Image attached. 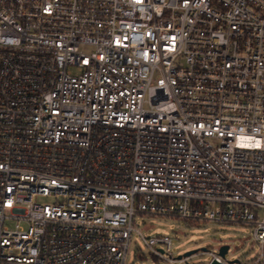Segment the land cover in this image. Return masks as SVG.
<instances>
[{"label":"built area","instance_id":"2783aa9c","mask_svg":"<svg viewBox=\"0 0 264 264\" xmlns=\"http://www.w3.org/2000/svg\"><path fill=\"white\" fill-rule=\"evenodd\" d=\"M146 213L264 264V0H0V264H126Z\"/></svg>","mask_w":264,"mask_h":264},{"label":"rangeland","instance_id":"374dc122","mask_svg":"<svg viewBox=\"0 0 264 264\" xmlns=\"http://www.w3.org/2000/svg\"><path fill=\"white\" fill-rule=\"evenodd\" d=\"M134 226L137 232L132 235L126 264H168L165 260L155 258L143 242V239L160 236L171 239V254L175 260L195 251L188 258V264H209V252L218 254L223 246L229 247L224 258L231 263L241 261L249 264L259 252V246L252 242V230L239 224H206L146 213L136 215Z\"/></svg>","mask_w":264,"mask_h":264},{"label":"water","instance_id":"95a60500","mask_svg":"<svg viewBox=\"0 0 264 264\" xmlns=\"http://www.w3.org/2000/svg\"><path fill=\"white\" fill-rule=\"evenodd\" d=\"M195 253H196L195 251H193L192 253H187L186 255H184V257H186V258L192 257L193 254H195ZM227 253H228V247L227 246H223V248H221L220 251H219V254H220V256L222 258H224ZM181 258L182 257H178V259H181ZM233 263H238V261L237 262H233ZM212 264H218V263L214 262Z\"/></svg>","mask_w":264,"mask_h":264},{"label":"bare ground","instance_id":"6f19581e","mask_svg":"<svg viewBox=\"0 0 264 264\" xmlns=\"http://www.w3.org/2000/svg\"><path fill=\"white\" fill-rule=\"evenodd\" d=\"M178 260V259H177Z\"/></svg>","mask_w":264,"mask_h":264}]
</instances>
